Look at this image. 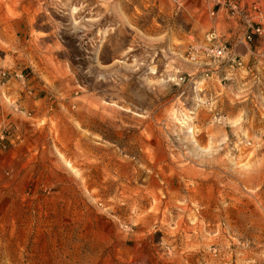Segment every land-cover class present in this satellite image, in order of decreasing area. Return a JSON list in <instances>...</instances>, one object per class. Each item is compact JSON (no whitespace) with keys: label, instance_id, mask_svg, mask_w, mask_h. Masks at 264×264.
<instances>
[{"label":"rangeland","instance_id":"rangeland-1","mask_svg":"<svg viewBox=\"0 0 264 264\" xmlns=\"http://www.w3.org/2000/svg\"><path fill=\"white\" fill-rule=\"evenodd\" d=\"M0 264H264V0H0Z\"/></svg>","mask_w":264,"mask_h":264},{"label":"built area","instance_id":"built-area-1","mask_svg":"<svg viewBox=\"0 0 264 264\" xmlns=\"http://www.w3.org/2000/svg\"><path fill=\"white\" fill-rule=\"evenodd\" d=\"M210 37H212V35H210ZM211 54L214 55L215 57H223L224 56V50L222 48H215L211 50Z\"/></svg>","mask_w":264,"mask_h":264}]
</instances>
